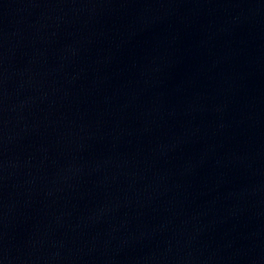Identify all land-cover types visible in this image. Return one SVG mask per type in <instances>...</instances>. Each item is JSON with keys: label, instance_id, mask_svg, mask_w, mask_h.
Returning a JSON list of instances; mask_svg holds the SVG:
<instances>
[{"label": "water", "instance_id": "water-1", "mask_svg": "<svg viewBox=\"0 0 264 264\" xmlns=\"http://www.w3.org/2000/svg\"><path fill=\"white\" fill-rule=\"evenodd\" d=\"M0 264H264V0H0Z\"/></svg>", "mask_w": 264, "mask_h": 264}]
</instances>
